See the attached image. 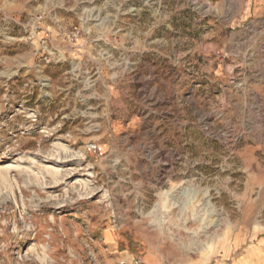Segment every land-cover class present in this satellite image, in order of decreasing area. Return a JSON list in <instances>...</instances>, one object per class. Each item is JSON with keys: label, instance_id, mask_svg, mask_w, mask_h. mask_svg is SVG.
I'll return each mask as SVG.
<instances>
[{"label": "rangeland", "instance_id": "obj_1", "mask_svg": "<svg viewBox=\"0 0 264 264\" xmlns=\"http://www.w3.org/2000/svg\"><path fill=\"white\" fill-rule=\"evenodd\" d=\"M0 7V264H190L264 236L242 88L264 82V0Z\"/></svg>", "mask_w": 264, "mask_h": 264}, {"label": "crops", "instance_id": "obj_2", "mask_svg": "<svg viewBox=\"0 0 264 264\" xmlns=\"http://www.w3.org/2000/svg\"><path fill=\"white\" fill-rule=\"evenodd\" d=\"M9 4L4 6L6 8L14 7ZM6 12L3 13L0 7V16L6 20V23L11 26V29H14L19 25V19L13 12ZM245 86L250 91H253V94L259 97L261 102L264 103V82H261L259 85L247 84L242 88ZM202 260H194L190 264H264V236H258L251 242H247L246 239H237L229 246L223 245L220 247L217 255L205 257Z\"/></svg>", "mask_w": 264, "mask_h": 264}, {"label": "built area", "instance_id": "obj_3", "mask_svg": "<svg viewBox=\"0 0 264 264\" xmlns=\"http://www.w3.org/2000/svg\"><path fill=\"white\" fill-rule=\"evenodd\" d=\"M1 19H2V17L0 16V22H1ZM1 31H2V30H1V26H0V36H1V34H2ZM42 42H43L44 44H46V43H47L46 38H45V39L43 38ZM90 149L93 150V151H95V152H97V151L99 150V147H98V145H96V144H92L91 147H90ZM132 264H147V263H145V262H144L142 259H140V258H134V259L132 260Z\"/></svg>", "mask_w": 264, "mask_h": 264}]
</instances>
